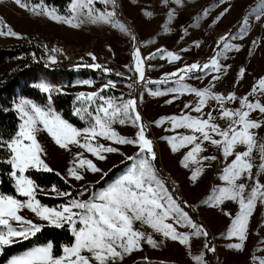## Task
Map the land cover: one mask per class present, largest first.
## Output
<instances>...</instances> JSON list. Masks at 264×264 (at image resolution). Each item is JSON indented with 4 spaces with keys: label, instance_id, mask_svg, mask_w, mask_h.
Returning a JSON list of instances; mask_svg holds the SVG:
<instances>
[{
    "label": "rangeland",
    "instance_id": "obj_1",
    "mask_svg": "<svg viewBox=\"0 0 264 264\" xmlns=\"http://www.w3.org/2000/svg\"><path fill=\"white\" fill-rule=\"evenodd\" d=\"M73 2L70 6V15L64 16L54 8L41 4L40 9L33 11L37 4L21 7L15 0H0V24L6 26L5 31L11 29L18 34L0 35L1 44L35 41L43 48L47 63L51 66L72 64L75 70L89 68L98 72L97 78L77 79L70 85H60L58 80L43 77L41 83H47L54 89L51 93H47L51 97L48 98V103L43 106L31 99L19 98L15 105L21 100H30L45 111L51 108L54 113L64 119L53 104L52 96L57 92L75 93L79 103L76 112L82 118L94 122L96 110L101 105L106 106L107 101L111 100L119 105L129 99H135L136 106L131 114L139 112L142 118L141 123L145 126V135L153 141V150L156 145L166 177L210 231V246L215 248L213 264H261V261H264V202L257 200L249 218L247 239L244 241L243 250L229 247L230 244L240 242L238 237L229 235L231 224L240 211L238 200H225L219 205L215 203L214 197L219 194V191L230 186L222 177L224 169L231 164L234 156L225 157L222 148L205 141L203 142L205 151L197 154L195 160L185 161L184 157L194 145H187L174 151L170 138L177 134H193L192 130L174 129L171 121L163 118L182 115L206 118L207 113L211 112L216 123L222 128L227 126L228 121L220 118L219 104L215 100L210 99L201 113L185 108L186 104L194 108L199 101V97L186 89L209 88L217 94L226 95L235 92L237 97H243L251 92L260 78H264V0H223V2L222 0H181L179 4L176 0H169L166 6L163 0H116L115 5L111 2L105 4L103 0H94L90 6L94 10L93 16L102 12L115 11L116 5L124 16V19L119 17L115 11V15L108 22L97 23H91L88 20L87 9L74 13ZM225 9H227L226 12ZM48 11L62 18H72L73 24L66 23L65 19H52L47 14ZM146 12H151L152 15L148 16ZM169 12L173 13L171 21L168 19ZM221 13H223L222 16ZM81 20L84 22L79 23ZM76 23H79V27L73 26ZM121 24L126 25L130 33L122 31L118 27ZM133 35L135 40L131 38ZM224 37H227V40L222 39ZM136 48L140 49L143 58V80L139 79L135 71ZM158 49L174 52L181 58L173 61L167 57L166 52H158ZM153 54H155L154 57ZM52 57H55L54 61ZM213 58L217 59L221 65L219 72L211 66L208 69L201 68L193 72L180 71L193 63L201 66L205 63L211 64ZM92 64H99L101 67L85 66ZM241 68L245 69L242 77ZM113 73L119 75L121 79L111 77ZM172 73L176 75H168ZM213 77H219V79H213ZM82 81L91 83L84 84ZM93 92L97 93V96L91 99H77L81 93L87 95ZM153 92L162 94L153 95ZM249 99L253 102L259 99L261 103H264V94L257 91ZM240 106L239 101L225 102V107L231 109ZM250 115L257 120L264 119V114L258 111ZM162 119L163 123L158 124L157 122ZM112 127L121 136L136 138L138 127L130 121L125 124L117 121ZM76 128L84 129L77 126ZM38 129L37 140L44 149L41 154L42 159L49 167L77 187L99 181L112 167L128 160V156H136L139 151L137 145H119L114 141L98 137L94 143L111 145L119 149L116 153H103L107 158L100 161L80 145L70 144L68 149L61 148L43 129V124ZM146 131L152 138L147 136ZM253 131L257 135L258 144L250 157L253 163L252 177L248 178L245 173L237 180V183H245V196L250 194L257 179L264 183V172L260 169V165L264 164V153L259 149V145L264 144V127ZM196 135L199 134L196 133ZM80 139L83 143V137ZM244 150L246 145H237L235 149V151ZM77 153H82V157H78ZM148 155L150 159V154ZM204 156H216L217 159L204 160ZM80 158L93 160L102 172L92 173L86 167L79 168L74 161ZM133 163L135 161H130L125 170L106 186L96 190L89 187L83 190L77 199L88 200L93 193L106 189L126 174ZM151 163L154 165V161ZM185 163L187 167L184 166ZM73 167H76L77 171L83 175V180H77L69 175L68 169ZM198 168L201 169L200 175L193 180L191 177ZM24 175L26 176L25 173ZM157 175L167 192L179 204L172 189L166 185L159 172ZM37 190L36 199L40 194ZM62 193L67 192L52 187L47 188L44 195L64 196ZM163 202L166 203V200ZM51 208L60 210V207ZM74 211L79 210L74 209ZM20 215L35 223L47 224L28 208L22 209ZM177 215L178 213H173L166 222L173 223L179 232L191 234L195 231L187 221L177 224ZM188 216L191 223H195L189 214ZM12 223L14 227L20 226L17 222ZM70 226L72 228V225ZM76 227H82L79 221ZM136 227L145 231L146 234H151L158 241V246L154 248L142 242L140 250L126 256L119 264H133L136 261H141V264H198L193 259L197 255H202L205 264H209L204 247L207 244V237L190 235L189 245H183L179 241L163 237L161 233L155 232L147 225L137 222Z\"/></svg>",
    "mask_w": 264,
    "mask_h": 264
},
{
    "label": "snow or ice",
    "instance_id": "obj_2",
    "mask_svg": "<svg viewBox=\"0 0 264 264\" xmlns=\"http://www.w3.org/2000/svg\"><path fill=\"white\" fill-rule=\"evenodd\" d=\"M15 2L21 7L26 6L23 0H15ZM103 2L105 4L109 2L113 5L116 4V0H103ZM180 2L181 0H176V3L179 4ZM93 3L94 0H74L72 11L76 13L78 10L87 9L86 15L91 23L108 22L115 15V11H111L93 16L94 10L90 7ZM168 3L169 0H163L165 6ZM40 8L41 5L37 4L32 10L37 11ZM226 11L227 9H225ZM47 14L54 20L65 19L66 23L73 24L72 18H62L55 15L52 11H48ZM145 14L148 16L152 15L151 12H146ZM172 15V12L168 13L169 21H171ZM222 15L223 13H221ZM83 22V20L79 21V23ZM79 23L73 26L79 27ZM118 27L122 31L130 33V29L126 25L121 24ZM5 28V25L0 24V35H18L11 29L5 31ZM165 30H167L166 26ZM131 38L135 40L134 35ZM222 39L227 40V37ZM148 43H151V41H148ZM157 51L166 52L167 57L173 61L181 58L176 53L164 49H158ZM134 56L135 71L138 73L139 79L143 80V58L139 48H136ZM154 56L155 54H153ZM51 59L54 61L55 57ZM93 59H95L94 56ZM85 66L101 67L99 64ZM210 66L218 72L221 70L218 60L213 58L211 64L205 63L201 66L198 63H193L180 69V71L193 72L201 68L208 69ZM244 72L245 69L241 68V77ZM213 79H219V77H213ZM82 83L89 84L91 82L82 81ZM38 87L45 93L54 91L53 86L47 83H40ZM105 87H108V85H105ZM186 90L199 97V101L194 108L188 104L185 105V108L201 113L210 99L215 100L219 104L220 118L228 121V123L226 127L222 128L220 124L215 122L211 112L207 113L206 118L192 115L163 118L170 120L174 129L187 128L192 130L193 133L189 135L177 134L171 137L172 148L174 151H178L187 145H194L187 152L184 160H195L197 154L205 151L203 142L206 141L211 145L222 148L225 157L234 156L231 164L224 169L222 177L230 186L222 188L214 199L217 205L222 204L225 200H238L240 211L231 224L229 235L238 237L240 242L230 244L229 247L243 250L244 241L247 239L249 218L253 213L256 202L258 199L264 202V183H261L259 179L256 180L248 196L244 195L245 183H237V180L245 173L248 178L252 177L253 163L250 157L258 144L257 135L253 130L264 127V119L257 120L252 118L250 114L256 111L264 114V103H261L259 99L253 102L249 97L254 96L257 91L264 94V78H260L257 84L253 86L251 92L243 97H237L235 92L226 95L217 94L209 88L196 89L190 87ZM173 91L176 90L173 89ZM152 94L161 95L162 93L153 92ZM95 96H97L95 92L87 95L81 93L77 99H91ZM226 101H239L241 106L231 109L225 107ZM135 106V99H129L119 105L109 100L106 106L101 105L96 110L94 122L89 127L81 130L62 119L51 108L45 111L30 100H21L15 105L23 123L19 125L18 132L9 141L0 140V147H7L9 150L10 158L6 163L13 169L10 175L15 179L18 193L28 199L22 201L11 195L0 194V252L3 251L4 246L35 236L45 226L20 215V211L24 208L30 209L42 221L57 228H62L65 224L72 225L75 242L71 246L63 248L62 256L53 255V244L49 242L42 247L32 248L23 255L13 257L9 264H119L126 256H130L135 251L140 250L142 242H146L154 248L158 246V241L151 234H146L145 231L136 227L137 222L141 225H147L155 232L161 233L163 237L170 238L172 241H179L183 245H189L190 235L197 237H207L209 235L202 226L191 223L188 213L176 203L158 178L154 165L151 163V161L156 159L153 141L145 135V126L141 123L142 118L139 112H135L134 115L131 114ZM163 119L157 123H163ZM117 121L120 124L130 121L133 125H136L138 127L136 138L131 139L121 136L112 127ZM38 124H43V129L53 137L55 143L61 148L68 149L70 144H77L100 161L107 158L103 153H116L119 149L111 145L105 146L104 144L94 143L98 137L114 141L119 145H137L139 151L136 156L127 157L128 160L135 161L129 171L106 189L93 193L88 200L72 199L67 205H62L60 210H57L56 208L42 205L36 199L38 186L32 179L24 175L30 168H42L47 172L53 171L41 157L44 149L37 140ZM196 133L199 135H196ZM81 137H83V143H81ZM237 145H246V150L235 151ZM259 149L264 153V144H260ZM148 154H150V159ZM82 155V153H77L78 157H82ZM203 159L215 160L217 157L204 156ZM74 163L78 164L79 168L86 167L92 173L102 172V169L91 159L80 158ZM184 166L187 167V163ZM260 169L261 172H264V164L260 165ZM68 172L70 176L77 180L84 179L76 167L69 168ZM200 172L201 169L198 168L191 178L196 180ZM62 195L68 196L69 193H62ZM165 200L166 203L163 202ZM74 209L79 211H74ZM173 213H178L176 216L177 224L187 221L195 231L191 234L179 232L173 223H167V218ZM227 214L231 215V213ZM13 221L20 226L14 227ZM77 221L82 227H76ZM204 247L210 252L215 251V248L209 247L208 244H205ZM193 259L198 264H205L202 255H197ZM261 264H264V261H261Z\"/></svg>",
    "mask_w": 264,
    "mask_h": 264
},
{
    "label": "trees",
    "instance_id": "obj_3",
    "mask_svg": "<svg viewBox=\"0 0 264 264\" xmlns=\"http://www.w3.org/2000/svg\"><path fill=\"white\" fill-rule=\"evenodd\" d=\"M72 2L73 0H23L26 5L41 4L54 8L59 14L64 16L70 15ZM115 11L119 17L124 19L118 5H116ZM110 76L115 79H121L119 75L114 73ZM43 77L58 80L60 85H70L77 79L97 78L98 72L89 68L75 70L72 64L51 66L47 63L43 48L35 41L14 44L0 43V140L9 141L19 130L22 119L15 108V103L19 98H28L43 106L48 103V94L38 87ZM52 100L57 111L71 124L79 128H85L92 123L91 120L82 118L76 112L79 103L76 100L75 93L57 92L52 96ZM147 136L152 138L148 132ZM154 150L156 151L154 165L157 172H159L166 185L172 189L173 195L181 207L191 216L195 224L202 226L209 233L206 240L209 247H211L209 229L192 208L185 203L181 194L175 190L172 182L166 177L161 167L156 145H154ZM9 158L10 152L7 147H0V193L25 200L27 197L18 193L15 179L10 175L13 169L6 163ZM129 164L130 161L126 160L112 167L99 181L79 187L68 182L59 172L54 170L47 172L43 169L31 168L25 174L38 186L45 188L55 187L69 193L68 196L37 195L41 204L50 207H61L68 204L72 199H77L80 193L89 187L96 190L106 186L123 172ZM49 242L53 244V255L62 256L63 248L71 246L75 242V236L70 224H65L62 228L46 224L35 236L4 246L3 251L0 252V264H7L13 257L23 254L32 248L46 245ZM205 252L209 264H213V252L207 249H205ZM141 263V261H136L133 264Z\"/></svg>",
    "mask_w": 264,
    "mask_h": 264
},
{
    "label": "crops",
    "instance_id": "obj_4",
    "mask_svg": "<svg viewBox=\"0 0 264 264\" xmlns=\"http://www.w3.org/2000/svg\"><path fill=\"white\" fill-rule=\"evenodd\" d=\"M69 123H70V122H69ZM70 124H71V123H70ZM40 126H42V124H38V125H37L38 128H40ZM75 127H76V126H75ZM78 128H79V127H78ZM37 188H38L37 191H38L40 194H45V190L47 189V188L40 187V186H38ZM40 247H42V246H40Z\"/></svg>",
    "mask_w": 264,
    "mask_h": 264
}]
</instances>
